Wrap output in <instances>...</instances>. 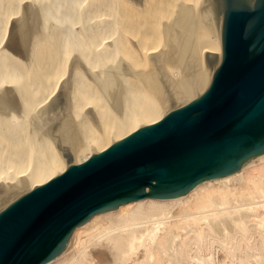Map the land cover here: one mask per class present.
Instances as JSON below:
<instances>
[{
    "label": "bare ground",
    "instance_id": "6f19581e",
    "mask_svg": "<svg viewBox=\"0 0 264 264\" xmlns=\"http://www.w3.org/2000/svg\"><path fill=\"white\" fill-rule=\"evenodd\" d=\"M200 0H0V208L163 116L124 78V120L89 79L119 55L148 69L162 21ZM220 54L212 36L197 40ZM173 78L181 69L164 64ZM99 76L102 78L104 72ZM46 264H264V155L170 199L144 197L93 214Z\"/></svg>",
    "mask_w": 264,
    "mask_h": 264
},
{
    "label": "water",
    "instance_id": "95a60500",
    "mask_svg": "<svg viewBox=\"0 0 264 264\" xmlns=\"http://www.w3.org/2000/svg\"><path fill=\"white\" fill-rule=\"evenodd\" d=\"M162 31L166 48L147 54L148 69L119 55L88 79L122 122L124 78L145 89L163 116L0 208V264H46L93 214L144 197L182 196L264 155V0H200L196 10L180 1ZM200 34L221 48L204 51V69ZM164 64L179 66L180 78Z\"/></svg>",
    "mask_w": 264,
    "mask_h": 264
}]
</instances>
